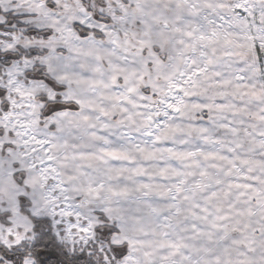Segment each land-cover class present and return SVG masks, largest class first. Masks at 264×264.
<instances>
[{
  "label": "snow or ice",
  "instance_id": "1",
  "mask_svg": "<svg viewBox=\"0 0 264 264\" xmlns=\"http://www.w3.org/2000/svg\"><path fill=\"white\" fill-rule=\"evenodd\" d=\"M0 264H264V0H0Z\"/></svg>",
  "mask_w": 264,
  "mask_h": 264
}]
</instances>
